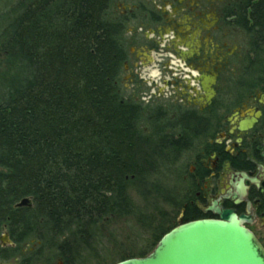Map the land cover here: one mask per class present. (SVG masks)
<instances>
[{"label": "trees", "instance_id": "16d2710c", "mask_svg": "<svg viewBox=\"0 0 264 264\" xmlns=\"http://www.w3.org/2000/svg\"><path fill=\"white\" fill-rule=\"evenodd\" d=\"M111 6L19 0L0 34V239L7 233L18 251L50 235L94 250L109 218L142 222V198L171 201L165 183L174 176L176 149L148 138L141 108L118 95L124 25L110 19ZM254 11L264 28V1ZM24 199L31 207L18 208ZM200 219L206 217L187 211L183 223ZM173 229L156 226L149 251L109 264L148 257ZM74 246L62 242L67 264L78 263ZM13 252L0 244V258Z\"/></svg>", "mask_w": 264, "mask_h": 264}, {"label": "flooded vegetation", "instance_id": "af4514ba", "mask_svg": "<svg viewBox=\"0 0 264 264\" xmlns=\"http://www.w3.org/2000/svg\"><path fill=\"white\" fill-rule=\"evenodd\" d=\"M259 1L111 0L110 19L124 25L118 95L141 108L148 138L176 149L181 221L187 211L216 220L231 211L264 247ZM10 240L1 248L16 252L0 264H41Z\"/></svg>", "mask_w": 264, "mask_h": 264}, {"label": "rangeland", "instance_id": "374dc122", "mask_svg": "<svg viewBox=\"0 0 264 264\" xmlns=\"http://www.w3.org/2000/svg\"><path fill=\"white\" fill-rule=\"evenodd\" d=\"M18 2L19 0H0V34L9 22L15 19L14 10ZM0 64H2V60H0ZM172 169H174V176L170 175L171 179L167 176L170 181L165 183L170 192V203H166L154 194L153 199L145 200L142 198L141 201H138L142 212V219H140L142 222H139L137 217L131 216L109 218L96 232L95 238L101 243L94 250L92 248L87 249L78 238L68 237V235L55 238L50 235L46 237L44 244L31 239L21 246L20 252L29 253L30 249L33 248V252L40 255L39 263L41 264H58L59 261L67 264L65 258L60 257L59 254L62 242L69 241L71 246L73 244L78 248L77 253L79 255L77 258L79 260L78 263L72 262L73 264H109L124 255L133 254L137 256L141 251H149L155 242L154 231L156 226L164 225L166 229H172L177 227L182 219L181 210H178L175 205L179 202L180 193L175 176L176 165ZM163 179H165L164 175L156 181L163 186ZM177 205L180 207L179 204ZM148 221L152 223L151 226L146 225ZM58 258H62V260Z\"/></svg>", "mask_w": 264, "mask_h": 264}, {"label": "water", "instance_id": "95a60500", "mask_svg": "<svg viewBox=\"0 0 264 264\" xmlns=\"http://www.w3.org/2000/svg\"><path fill=\"white\" fill-rule=\"evenodd\" d=\"M17 207H31V200L24 199ZM220 214L218 220L180 221L148 257L117 264H264V247L243 225L244 218L231 211ZM0 240L4 245L9 236Z\"/></svg>", "mask_w": 264, "mask_h": 264}]
</instances>
